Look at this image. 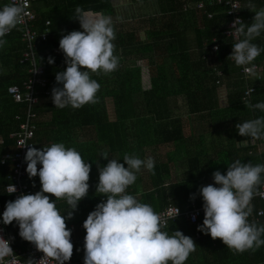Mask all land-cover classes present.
Here are the masks:
<instances>
[{
  "label": "trees",
  "instance_id": "obj_1",
  "mask_svg": "<svg viewBox=\"0 0 264 264\" xmlns=\"http://www.w3.org/2000/svg\"><path fill=\"white\" fill-rule=\"evenodd\" d=\"M238 1L242 4L239 17L242 22L251 24L255 13L245 7L248 0ZM201 3L204 4L202 9L198 7ZM252 3L257 9L264 8V0H252ZM5 4H9L8 0H0V8ZM77 6L109 15L115 23L135 18L137 26L115 27L114 54L121 57L118 70L91 74L101 85L96 94L99 103L86 104L79 109L71 106L59 109L51 99L52 88L62 87L56 84L55 75L67 67L59 41L71 31H83L79 21L74 19ZM130 7L136 10L124 19L112 0H33L37 28L50 31L49 41L39 40L36 44L38 64L46 69L50 81L48 86L38 90L43 100L35 109L39 116L36 143L43 148L62 142L66 147H74L91 164L88 195L78 202L73 218L66 219L67 227L83 224L96 205L106 201L105 195L96 192L99 167L108 163L101 156L104 151L108 152L109 160L124 163L125 153L146 159L148 148L174 145L168 157L154 159V174L141 168L136 182L126 190L140 202L151 205L157 213L169 206L185 212L203 207L199 189L214 184L213 172L226 174L228 165L236 160L264 164V139L242 137L236 128L238 123L264 116L245 105V102H264V52L253 61V65L262 69L257 72L259 78H245L241 72L243 66H237L228 58L234 40L226 35L232 17L227 14L224 3L220 5L217 0H130ZM208 14H213V18ZM48 21L52 23L50 27H47ZM4 39L8 43L0 48V137L3 140L0 201L6 207V202L11 200L6 186L10 183L12 165L2 166L1 158L4 153L15 151L11 135L18 131L16 116L27 109L26 104L13 101L8 88L17 85L24 89L30 65L21 62L27 50L21 32L13 29ZM253 43L264 47V33ZM214 46L218 50H214ZM49 57L54 58L53 64L48 63ZM145 69L150 75V89L141 88ZM251 89L254 93L247 96ZM221 91L226 93L225 107L221 104ZM47 92L50 94L46 95ZM208 135L214 136V144L208 143ZM209 145L214 152L213 160H209L212 158ZM185 166L186 170L181 171ZM181 174L185 179H177ZM35 182L27 180L34 191L39 184L38 181L34 187ZM251 203L253 213L249 222L264 224V217L259 216L260 210H264V199L255 195ZM59 204L61 214L67 216L66 201L60 200ZM2 215L0 211V222H3ZM203 219L195 225L186 217H180L162 229L169 234L179 230L194 240L196 250L185 264H264V246L254 253L234 254L219 238L213 240L210 234L198 231ZM10 226L7 225L8 231H11ZM82 248V244L73 247L72 257Z\"/></svg>",
  "mask_w": 264,
  "mask_h": 264
},
{
  "label": "clouds",
  "instance_id": "obj_2",
  "mask_svg": "<svg viewBox=\"0 0 264 264\" xmlns=\"http://www.w3.org/2000/svg\"><path fill=\"white\" fill-rule=\"evenodd\" d=\"M27 7L28 0H20L0 8V48L8 43L4 37L13 29L19 30ZM245 7L255 15L251 24L240 19L234 21L232 28L241 39L233 45L228 58L237 66H245V72L258 79L253 61L264 52V47L253 41L264 33V8L257 9L252 0H248ZM74 15L83 31H71L59 41L67 65L66 70L55 75L56 84L62 87L55 86L51 91L52 102L59 109L68 106L79 109L86 104L99 103L96 94L101 85L91 74L114 72L121 60L114 54L116 32L111 16L81 6L75 8ZM48 63L53 64L54 58L49 57ZM249 65L252 67H247ZM245 105L264 113V102H245ZM236 128L242 137L264 139V116L238 123ZM101 156L108 163L99 167L96 192L105 195L106 201L97 204L83 223L86 230L84 264H169V261L185 264L196 250L194 240L179 230L171 234L163 231L165 221L153 207L126 191L136 182L141 168L154 174V158L141 159L135 153H125L124 163H120L118 159L109 160L107 151ZM25 162L29 178L39 176L41 190L7 202L3 224L15 221L20 237L44 254L41 260L29 258L25 264H47L49 259L55 264H65L71 259L74 247L66 219L73 218L78 202L88 195L91 164L74 147H66L62 142L39 149L27 146ZM38 165H41L39 169ZM212 175L214 184L199 189L204 202V219L198 231L210 234L213 240L219 238L234 254L256 252L264 246V224L249 222V217L253 213L251 202L264 185V164L236 160L228 165L226 174L217 170ZM15 191L14 185L8 187V193ZM46 193L56 199L51 200ZM59 200L69 206L67 216L58 209ZM178 215L176 208L175 217ZM6 257L11 259L5 260ZM0 264H16L10 240L2 236Z\"/></svg>",
  "mask_w": 264,
  "mask_h": 264
},
{
  "label": "built area",
  "instance_id": "obj_3",
  "mask_svg": "<svg viewBox=\"0 0 264 264\" xmlns=\"http://www.w3.org/2000/svg\"><path fill=\"white\" fill-rule=\"evenodd\" d=\"M9 3H19L20 0H8ZM219 4L225 5L227 7V14L232 17V21L229 25H227L226 35L233 38L235 41L233 45L238 41V36L235 34L232 25L235 20L242 19L239 17V4L234 0H228L223 2L222 0H217ZM200 9L204 8V4L201 3L198 6ZM27 15L25 16L23 22L18 26L21 32L22 41L26 44L27 50L23 52L21 62L29 63V73L30 76L28 80L24 84V89L17 85H13L8 88V94L12 97L13 101L18 104H26L27 109L22 114L16 116V121L18 122V131L11 135V137L15 141V151L14 152H6L2 156L1 163L3 165L8 162L12 163L13 170L11 175L9 176L10 183L6 186V193L12 197V201H14L18 196L22 194H33L32 189L26 183L28 179V174L26 172L27 164L25 162V155L27 151V146H33L37 148L36 143V131L38 130V122L39 116L36 112V108L41 105V100L43 97L40 96L39 88H45L49 84V78L47 75V71L44 67L39 66L38 64V54L36 44L39 40L46 42L50 39V31L49 28L46 31H40L36 23L38 21V16L33 8V0H28V7L26 9ZM210 18H213V14H208ZM52 23L50 21L47 22V27H50ZM214 50H218L217 46H214ZM252 67V66H247ZM255 70L260 72L262 69L259 66H255ZM245 78H251L245 72V66H243L242 71ZM24 90V91H23ZM255 90H250L247 93V96H250L251 93H254ZM50 93L47 92L46 95ZM10 185H14L16 191L13 193H8V187ZM256 196L264 199V187L259 189ZM176 208L179 209V215L175 217ZM162 220L165 221V228L169 226L172 221L180 217H186L192 224L198 225L201 223V218L204 216V208L203 207H194V209L189 211H182L179 207L169 206L163 212L158 213ZM259 216L264 217V210H260ZM175 217V218H174ZM76 228L72 227V230ZM0 236H2L6 240L9 239V235L7 229L4 225H0ZM80 242V240L71 237V243L74 245ZM10 247L13 250L15 255L16 264H25L29 258L35 259L39 261L43 258L44 254L38 251L32 243H29V247L26 251H22L19 248L13 246L10 241ZM11 257H6L5 260H10ZM47 264H55L54 261L49 259Z\"/></svg>",
  "mask_w": 264,
  "mask_h": 264
},
{
  "label": "crops",
  "instance_id": "obj_4",
  "mask_svg": "<svg viewBox=\"0 0 264 264\" xmlns=\"http://www.w3.org/2000/svg\"><path fill=\"white\" fill-rule=\"evenodd\" d=\"M223 1V0H222ZM225 1H228V0H225ZM234 1H236L238 4H239V12L242 10V4H241V2L240 1H238V0H234ZM221 5V4H220ZM35 8V7H34ZM35 10V9H34ZM226 11H227V9H226ZM35 12H36V10H35ZM235 42V41H234ZM233 42V43H234ZM207 139H208V143H210V144H214V142H215V138H214V136H212V135H208V137H207ZM2 142H3V140H2V138L0 137V148L2 147ZM173 145V144H172ZM174 146V145H173ZM210 146V145H209ZM37 148H39V143H37ZM210 148H211V146H210ZM211 155H212V158H209V160H213L214 159V152H213V150H212V148H211ZM1 160H2V158H1ZM8 165H12V163H10V162H8L7 163ZM7 164H5V165H7ZM1 165L2 166H4L2 163H1ZM41 167V165H38V169ZM206 169H210V167H209V165L207 164V166H206ZM12 170H13V165H12ZM1 175V174H0ZM8 180H9V177H8ZM27 180L28 181H30V180H32V181H36L35 183H34V187H35V184L39 181V184H38V186L36 187V189H35V191L32 189V187L27 183ZM26 180V183L28 184V186L32 189V191H33V194H35L36 192H38V191H40L41 189V183H40V180H39V176H36V177H32V178H29V176H28V179ZM2 181V179H0V182ZM8 195V194H7ZM45 195H49L50 196V199L51 200H55L56 198L54 197V196H51V194H45ZM9 196V195H8ZM11 197V196H10ZM10 201H12V197H11V200ZM7 202H9V201H7ZM7 202H6V204H7ZM59 202H60V200L59 201H57V206H59V205H61V204H59ZM195 206H196V203L194 204ZM4 210H5V207H3V203L0 201V211H2V212H4ZM202 218H204V216L202 217ZM201 218V219H202ZM4 225L5 227H6V229H7V232H8V235H9V239H10V241L12 242V244H13V246L14 247H16V248H19V249H21L22 251H26L27 249H28V247H29V243L30 242H28V241H25L24 239H22L21 237H20V235H19V226H18V224L15 222V221H13L12 222V224H10L11 226V231H8V227H7V225H5V224H3V222H0V225ZM72 227L73 228H76L75 230H72ZM69 229H71V237H74L75 239H78V240H80V242H78V243H76V244H74L73 246L75 247V246H77V245H83V248H82V251L79 253V254H77V256L76 257H71V259L69 260V261H66L65 262V264H84V255H85V250H84V245H85V236H86V230L84 229V227H83V224H72V225H70L69 227H68ZM197 237L198 238H200V235H197ZM81 254V255H80ZM80 255V256H79ZM78 257V258H77Z\"/></svg>",
  "mask_w": 264,
  "mask_h": 264
},
{
  "label": "rangeland",
  "instance_id": "obj_5",
  "mask_svg": "<svg viewBox=\"0 0 264 264\" xmlns=\"http://www.w3.org/2000/svg\"><path fill=\"white\" fill-rule=\"evenodd\" d=\"M113 1V5L117 8V13H119V15H121L124 19L126 18V16L128 15H131L132 13L131 12H135L134 10H136V8H129V5H130V0H112ZM129 8V9H128ZM114 25L115 27H122V28H134L137 26V21L135 20V18L133 19H129V20H121L119 21L118 23H115L114 22ZM146 64V63H145ZM150 87V75L147 71V69H145V72L142 73L141 75V88H148ZM150 89V88H148ZM220 100H221V104H222V107H225L226 106V93H224L223 91H221V95H220ZM181 104H182V101H181ZM108 105V104H107ZM183 105V104H182ZM108 109H109V106H108ZM109 111V110H108ZM180 112H183V110H181ZM226 134L224 132V138H226ZM226 144V143H225ZM264 149V144H263V147ZM174 150V147L173 145H165V146H159V148H148L145 152L147 158L148 157H152L154 159H158V160H161V159H165L166 157H168L169 154L172 153V151ZM174 154V153H173ZM187 166L183 167L181 171H185ZM208 170V173L210 172L209 169ZM220 170H223V169H220ZM180 173V172H179ZM185 174V173H184ZM184 174H181V175H177V179H185L186 176H184ZM191 175V174H189Z\"/></svg>",
  "mask_w": 264,
  "mask_h": 264
}]
</instances>
